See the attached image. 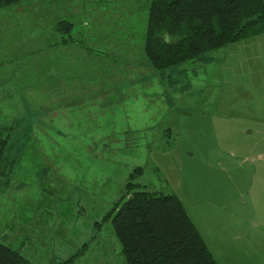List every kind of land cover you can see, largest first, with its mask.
Listing matches in <instances>:
<instances>
[{
	"label": "rangeland",
	"instance_id": "1",
	"mask_svg": "<svg viewBox=\"0 0 264 264\" xmlns=\"http://www.w3.org/2000/svg\"><path fill=\"white\" fill-rule=\"evenodd\" d=\"M68 1L65 4L70 10L62 17L56 15L57 0H23L0 7V18L5 17L0 38L11 36L14 43L24 35L21 30L26 29L27 39L39 33L34 37L35 46L23 51L26 58L33 60L42 51L44 40L58 32L59 45H83L98 56L91 59L96 66L104 62L110 68L112 64L119 66L125 79L134 81L135 89L139 84L138 90L147 94L132 90L130 101L124 99L119 105L100 102L108 98L96 97L99 92L87 88V96L73 100L65 97L61 100L64 102L53 103L41 96L39 87H24L23 97L28 102L13 104L12 117L4 123L0 120L1 134L6 138L0 175V241L24 250L19 237L25 238L28 227L34 229L37 215L55 213L51 201L59 196L67 201L65 210L70 208L69 222L74 221L76 235L81 232L76 237L80 242L75 243L76 251L59 264H127L113 224L104 217L127 192L129 181L147 183L151 190L177 193L193 218L199 217L209 229H213L214 222H225L215 226L219 239L230 238L228 230L235 226H228L229 221L241 225L236 232L241 239L257 232L259 229L245 222L238 211L243 196L223 195L232 191V185L227 184L232 173L228 166L239 158L232 157L233 150L213 152L216 167L212 174L219 179L205 184L196 180L197 165H205L209 156L202 159L207 152H200L195 146L204 141V133L212 124L208 117L196 113L204 102L184 103L196 107L189 112L176 100L181 94L188 100L204 96L208 87H215L211 89L214 96L224 93L220 90L222 70L216 68L219 59L216 57L215 63L211 57L217 52L180 67L158 70L145 52L151 0ZM62 21L69 31L59 30ZM5 24H9L12 35ZM101 34H108V38ZM198 64L201 66L197 68ZM91 68L97 71L80 73L77 82L87 86L106 83L105 72L99 67ZM114 72L118 71H109ZM3 109L0 106V116ZM253 153L248 157L250 168L258 164L257 154ZM138 167L143 168L142 175L131 176ZM199 193L208 196L201 199ZM252 199L254 205L264 208V190H255ZM232 209H236L235 214ZM96 221H103L101 230L95 226ZM49 226H57L56 220ZM39 243L36 245L41 248ZM55 244L60 243L55 240Z\"/></svg>",
	"mask_w": 264,
	"mask_h": 264
},
{
	"label": "crops",
	"instance_id": "2",
	"mask_svg": "<svg viewBox=\"0 0 264 264\" xmlns=\"http://www.w3.org/2000/svg\"><path fill=\"white\" fill-rule=\"evenodd\" d=\"M65 1L67 0H57L59 8L56 15L60 17L62 14L66 16L65 11L70 10V6L66 5ZM4 18H0V34H2L1 27L5 28ZM5 25L10 29L12 35L11 28L7 26L9 24ZM21 32L24 35L14 43L11 41V36L6 38L7 41L0 38V106L4 108L2 116H0L1 123L12 117L11 106L13 104L28 102V99L23 97V89L26 86L39 87L41 96L45 97L46 101L53 103L64 102L61 100L65 97L73 100L76 96H87L85 90L87 88L99 92L98 94L95 93L96 97H107V100L100 102H108L109 104L121 105L124 99L130 101L133 97L132 90L138 91L136 94H147V92L138 90L139 84L135 89L134 81L125 79L122 72L124 70L119 66L112 64V68H110V64L107 62L96 66L95 61L92 60L91 62V59L98 56L91 53L86 47H81L83 45L79 47L75 45L70 47V43L64 46L59 45L57 39L61 37V34L58 32L56 36L44 40L43 45L41 44L43 49L36 54V58L33 60L26 58L27 55L23 51L28 47L35 46L34 37H38L39 33L27 39L26 29L21 30ZM40 32L42 33V31ZM101 35L108 38V34ZM215 51L217 52L216 56L211 57L215 63H217V58L219 59L216 68L219 71L222 70L219 76L222 78L220 83L222 89L220 88V90L224 93L214 96L211 89L215 87H208L209 90L204 96L199 95L188 100L181 94V97L176 98V100H178L180 107L186 111L189 110V112L195 110L196 107H187L184 103L204 102V106L196 108L198 110L196 113L208 117L209 123L212 124V127L206 129L204 133V141L195 146L198 151L207 152L205 158L202 159L206 160L209 156L205 165L203 163L197 165L196 180L205 184L210 180L214 182L219 179L212 174V168L216 167L213 152L233 150L232 157L239 156V158L230 161L228 166L232 173L228 177L227 184L232 185V187L230 186L232 191L230 190L223 195L225 198L230 195L243 196V204L238 211H241L240 215L244 217L245 222L248 221L250 226L259 230L247 234L241 239L240 235H236L239 230L237 226L241 225L229 221L231 224L228 226H235L228 230L230 238L228 240L219 239L215 235L217 233L214 230L215 226L223 225L225 222L222 224L214 222V224L212 223L213 229H209V226L205 225L199 217H197L198 221L193 218L185 202L182 201L219 264H264V208L254 205L252 199L255 190H264V31L230 43ZM181 65L184 63L177 66L180 67ZM202 65L205 66V64ZM199 66L201 64L196 67ZM91 67H99L98 69L105 72L106 75L103 76V79L107 78L106 83L97 86L98 82H95L92 86H87L83 82H77L80 73L97 71ZM112 70L118 72L109 73ZM108 75L115 78H108ZM130 85L133 87L131 88ZM223 88L226 89L227 94ZM125 89L128 90L127 93H125ZM232 91L233 93H231ZM5 108L8 110L4 112ZM253 152L257 154L256 162L258 161V164L250 168L248 157L254 154ZM219 165L223 169L226 168L221 162ZM144 184L148 185L147 183ZM199 196L204 199L208 195L202 197L199 193ZM221 197L218 199L221 200ZM64 200L60 199L59 196L53 199L51 206L55 209V213L51 216L37 215V225L34 226V229L28 227L24 231L25 238L19 237L22 239L21 246L24 248V250L21 248L19 251L35 264L64 262L76 251V245L80 244L76 237L81 232L76 235L74 221L69 222L70 208L65 210L67 201ZM67 206L70 207L69 204ZM232 210L235 214L236 209ZM52 220H56L57 226H49ZM86 233L90 236L88 232ZM82 235L79 239L82 238ZM55 240L59 241L60 244H55ZM37 242H40L41 248L36 245ZM27 253L35 256H27Z\"/></svg>",
	"mask_w": 264,
	"mask_h": 264
},
{
	"label": "trees",
	"instance_id": "3",
	"mask_svg": "<svg viewBox=\"0 0 264 264\" xmlns=\"http://www.w3.org/2000/svg\"><path fill=\"white\" fill-rule=\"evenodd\" d=\"M20 1L0 0V7ZM64 23L59 30L69 31ZM261 31L264 0H151L145 52L162 70ZM5 147L0 129V175ZM135 172L131 176L142 175L143 168ZM126 189L104 219L110 218L127 264H219L177 193L151 190L140 181H129ZM102 222H95L98 230ZM0 264L31 262L0 241Z\"/></svg>",
	"mask_w": 264,
	"mask_h": 264
}]
</instances>
